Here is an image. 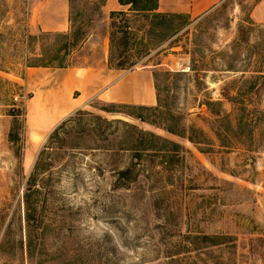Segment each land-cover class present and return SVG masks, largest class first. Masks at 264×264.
Listing matches in <instances>:
<instances>
[{
  "label": "rangeland",
  "instance_id": "374dc122",
  "mask_svg": "<svg viewBox=\"0 0 264 264\" xmlns=\"http://www.w3.org/2000/svg\"><path fill=\"white\" fill-rule=\"evenodd\" d=\"M126 9L117 0H0L1 53L20 52L28 33L29 49L48 58L61 45L54 34L71 33L69 19L74 28L91 21L82 26L84 42L69 47L72 66L15 64L0 71V264H264V123L244 140L251 153L217 145L201 153L124 114L156 106L154 76L168 71L182 76L157 77L162 103L181 125L209 138L215 118L207 102L219 103L213 109L220 116H240L239 106L244 114L264 113V0H225L201 17L173 21L176 32L152 42L138 64L117 70L108 64L110 13ZM4 88L25 115H8ZM36 99L40 106L31 110ZM78 110L124 121L184 150L149 137L141 154L113 147L63 157L57 165L73 164L41 200L45 209L35 217L42 224H27L22 196L36 156ZM124 132L119 126L118 135ZM110 140L116 145L120 138ZM130 164L136 182L114 188L117 171Z\"/></svg>",
  "mask_w": 264,
  "mask_h": 264
},
{
  "label": "trees",
  "instance_id": "16d2710c",
  "mask_svg": "<svg viewBox=\"0 0 264 264\" xmlns=\"http://www.w3.org/2000/svg\"><path fill=\"white\" fill-rule=\"evenodd\" d=\"M121 7H126V10L111 11L110 23L108 27V64L114 65L117 70L130 68L141 62L150 54L151 43H161L169 33H174L178 30V25H173V21L185 22L188 16L183 14H163L157 12L158 0H117ZM71 25V33L54 34L60 40V47L52 51L48 58L39 59L37 54L33 53L29 48L34 39L33 36L26 33L24 40L21 43L24 45L19 52L6 54L0 52V71L7 73L12 70L15 64H22L25 68L31 67H54L66 68L72 66L73 63L66 62L69 56V47L80 45L87 38V33L83 31V27H88L90 20L79 24L74 28L73 20L69 19ZM156 27H164L158 33H155ZM13 37L12 33H9ZM6 35L0 33V50L3 48ZM16 43V42H15ZM13 44L16 48V44ZM18 43V42H17ZM26 46V47H25ZM43 57L44 55L41 54ZM52 56V57H51ZM197 73L196 69L191 68ZM177 77L182 76L180 72H163L155 74L154 85L157 89L156 101L154 107H132L135 110L141 111L139 114L124 113L127 116L140 120L141 122L149 123L160 127L164 131L186 139L194 145L201 153L210 152L214 146H218L225 151L237 148L243 151L252 152L247 149L244 140L251 139L254 135V130L258 124L264 123V113H258L256 116L252 113L244 114L246 107H235V110L241 112L240 116H232L225 114L220 116L219 111L213 109L214 105L219 103L207 102L208 112L213 119V127L210 129L212 137L209 138L203 130L197 129L194 126L185 127L181 125L180 117L171 113L170 109L162 103L157 77ZM198 77V76H197ZM1 81V80H0ZM3 85H9L7 81H2ZM3 89L5 100L2 105L8 106L6 109L8 115L18 117L25 115V111L19 109L13 99L9 98L10 89ZM23 108V107H22ZM115 113V111H107ZM144 112V114H143ZM165 115L166 117H162ZM217 117V118H216ZM119 126L125 127L126 132L118 135ZM259 126V125H258ZM117 137L120 141H111L110 138ZM160 140L165 145H172L176 148L184 150L183 146L175 145L174 143L157 137L153 134L146 133L136 126L128 124L121 120H107L98 115H93L86 111L78 110L68 118L64 119L50 133L44 145L39 150L33 168L26 180L22 203L24 210L25 223H35L41 225V219H36L41 210L45 209L41 200L46 201L49 196L54 194V184L61 177L63 172L73 164L67 160L64 163L63 157H73L77 152L82 151H133L134 154H141L146 147L145 143L148 138ZM88 141V143H86ZM246 142V141H245ZM112 147V148H111ZM201 147V148H200ZM186 152H189L186 150ZM140 156V155H135ZM133 165H129L124 169H119L116 173V181L114 188H128L132 183L136 182L137 171ZM264 187V184H263ZM204 240L215 242L216 238L208 236L203 237ZM228 241H234L232 236H228ZM261 241V239H259ZM29 246V245H28Z\"/></svg>",
  "mask_w": 264,
  "mask_h": 264
},
{
  "label": "crops",
  "instance_id": "0c3cea01",
  "mask_svg": "<svg viewBox=\"0 0 264 264\" xmlns=\"http://www.w3.org/2000/svg\"><path fill=\"white\" fill-rule=\"evenodd\" d=\"M224 1L225 0H158L157 12L163 14H183L191 19H195L214 10ZM40 103V99H36L32 104L31 110H36L40 106Z\"/></svg>",
  "mask_w": 264,
  "mask_h": 264
}]
</instances>
